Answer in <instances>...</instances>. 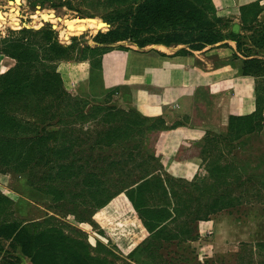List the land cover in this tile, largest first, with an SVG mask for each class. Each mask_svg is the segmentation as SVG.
Listing matches in <instances>:
<instances>
[{"label":"trees","instance_id":"1","mask_svg":"<svg viewBox=\"0 0 264 264\" xmlns=\"http://www.w3.org/2000/svg\"><path fill=\"white\" fill-rule=\"evenodd\" d=\"M101 3L109 7L102 16L109 28L92 37L96 46L61 44L50 27H23L18 35L0 39V53L15 61L0 73V171L22 174L29 186L51 196L81 221L123 192L148 233L130 255L136 263L152 264L162 257L161 249L197 239L200 221L264 196V181L244 177L234 155L220 163L232 153L235 142L257 135L264 124V59L242 61L241 72L259 78L255 110L231 116L224 135L207 134L203 165L190 181L170 176L143 147L145 132L162 125L161 121L134 108L112 106L108 98L91 103L65 90L57 63L88 59L91 67L99 68L106 45L125 40L139 47L185 44L197 50L230 39L248 57L264 49V20L257 19L260 9L256 10L246 35L223 32L230 20L217 16L211 0ZM95 21L99 28L104 25ZM70 27L73 30H65L77 32L82 24ZM250 48L255 52L250 53ZM0 197V203L9 201L8 196ZM3 240L9 241L15 256L26 257L30 264H115L105 256L92 255L86 240L77 232L64 233L59 224L32 229L16 220L3 221L0 244ZM255 248L262 250L264 241L255 243ZM236 258V264L243 260L240 253Z\"/></svg>","mask_w":264,"mask_h":264},{"label":"crops","instance_id":"2","mask_svg":"<svg viewBox=\"0 0 264 264\" xmlns=\"http://www.w3.org/2000/svg\"><path fill=\"white\" fill-rule=\"evenodd\" d=\"M211 1L217 16L230 20L223 32L250 34L247 27L254 24L251 19L258 9L257 19L264 20V0ZM117 43L106 45L99 68L91 67L88 59L59 61L56 71L64 89L85 87L91 103L108 98L112 106L134 108L161 121L145 132V151L170 176L192 180L203 165L201 151L209 130L224 135L231 116L255 110L259 78L243 74L241 67L245 58L264 59V49L245 57L230 39L197 50L185 44L138 48L130 42ZM13 65V58L0 54V73ZM257 137L264 152V124ZM209 224L199 222V231Z\"/></svg>","mask_w":264,"mask_h":264},{"label":"rangeland","instance_id":"3","mask_svg":"<svg viewBox=\"0 0 264 264\" xmlns=\"http://www.w3.org/2000/svg\"><path fill=\"white\" fill-rule=\"evenodd\" d=\"M101 1L0 0V39L18 35L17 31L23 27H50L61 44L96 46L92 37L109 28L102 18L109 7ZM95 20L104 25L99 28ZM74 23H81L82 29L77 32L65 30H73L70 25ZM121 42L137 46L131 41ZM119 46L124 47L123 44ZM75 55L76 52L72 51L71 56ZM72 92L86 97L85 87ZM208 133L210 136L216 134L213 130ZM223 151L228 152L224 148ZM231 152L224 159L221 158V164L229 162L234 155L242 166L240 171L244 177L249 176L255 182L264 181V152L256 134L249 135L243 142H235ZM0 196L9 198V201L0 203V223L16 220L32 229L59 224L64 233L77 232L86 240L92 255L105 256L115 264H139L130 254L148 233L123 192L97 208L89 220L83 221L66 213L65 208L55 203L51 196L29 186L26 177L20 173L0 171ZM263 200L264 196L260 200L246 202L237 209L223 210L211 216L206 221H211L212 225H205L201 231L198 229L197 239L161 249L162 257L154 258L152 264H165L163 257L171 264H236L237 253L243 257L239 264H264V248H255V243L264 241ZM15 255L9 241L3 240L0 244V264H6L9 260L14 264H30L26 257Z\"/></svg>","mask_w":264,"mask_h":264},{"label":"bare ground","instance_id":"4","mask_svg":"<svg viewBox=\"0 0 264 264\" xmlns=\"http://www.w3.org/2000/svg\"><path fill=\"white\" fill-rule=\"evenodd\" d=\"M58 20H60V19H58Z\"/></svg>","mask_w":264,"mask_h":264}]
</instances>
